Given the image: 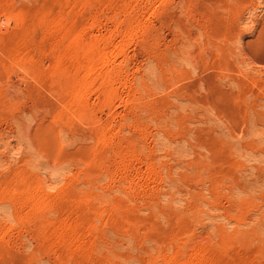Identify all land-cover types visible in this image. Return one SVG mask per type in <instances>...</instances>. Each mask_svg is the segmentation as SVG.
<instances>
[{
  "label": "rangeland",
  "instance_id": "1",
  "mask_svg": "<svg viewBox=\"0 0 264 264\" xmlns=\"http://www.w3.org/2000/svg\"><path fill=\"white\" fill-rule=\"evenodd\" d=\"M0 264H264V0H0Z\"/></svg>",
  "mask_w": 264,
  "mask_h": 264
}]
</instances>
